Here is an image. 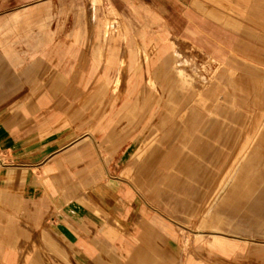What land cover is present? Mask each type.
<instances>
[{
	"label": "rangeland",
	"instance_id": "374dc122",
	"mask_svg": "<svg viewBox=\"0 0 264 264\" xmlns=\"http://www.w3.org/2000/svg\"><path fill=\"white\" fill-rule=\"evenodd\" d=\"M164 2L154 0L147 6L144 0H21L14 9L48 4L49 8L33 17V21L44 20L42 32L53 36L55 43L64 45L59 48L58 55L64 56L62 51L71 45V39L67 35L74 32L84 38V43H78L75 47L87 57L81 62L80 70L76 68L73 71L71 81L60 83L54 90L57 93L69 88L71 115L68 130L40 134L54 142L65 135L64 141L58 144L65 142L64 144L70 145L64 147L63 144H55L39 155L27 148L26 152L22 151L19 159L3 160L0 164V199L6 200L5 203H0V215L10 216L12 222L7 218L0 221V249L10 251L13 247L16 248L17 264H23L24 260L33 264H188L191 259L203 260L206 264H264V214L247 222L242 218L237 220L238 229L233 228L234 232H213L201 225V215L211 204V198L198 206L197 189L192 182L186 183V188L182 191H178L175 184L177 181H184L178 168L186 159H196L194 153L199 149L206 154L210 148V155L214 153L228 164L235 152L229 140L220 141L228 149L219 151V147L211 139L212 131L210 141L195 132L192 137H199L189 140L188 148H185L178 145V134L175 132L169 141L170 158L177 161L173 164V170L168 171L165 177L163 172L153 168L149 171L145 169L144 173H139L140 176L135 170L127 175L125 170L131 163L135 146L132 139L126 138L124 129H127L129 121L127 107L136 96L123 92L121 98L111 106L107 100L112 99L113 92H89L92 82L84 87L79 82V76L83 72L97 65L94 59L101 44L98 36L102 35L104 20H114L124 26L123 35L126 38L124 42L109 38L107 47L113 54L124 47L125 69H132L135 64L134 58L128 60L129 51L140 58V63L143 61L142 54L137 52L144 47L148 56L155 58L158 48L154 40L159 33L167 32L174 42L181 44V40L186 39L193 46L191 52L201 69V76L206 79L213 76L210 86L215 84L226 96H231L237 108L236 116L253 117L260 112L264 107V21L261 22L264 17V0H257L255 3L256 17L251 13V5L246 0H233L232 4L240 5L241 10L239 7V10L231 9L223 0H185L182 5L174 7L177 12L173 19L165 16L161 21L154 22L151 11L158 14L159 7L164 6ZM8 7H12V4ZM192 11L202 14L204 18L200 22L217 32L210 39V50L200 48L202 40L209 41L206 36L200 37L188 31ZM59 24L63 29L55 34ZM229 31L232 33H228ZM141 32L145 33V44L140 39ZM92 35L96 38L91 42ZM10 38V35L5 34L2 42L9 44ZM18 46L25 48L26 44L19 43ZM44 46L46 45L43 44ZM49 47L46 46L45 50H50ZM64 57L70 59L73 69L77 58L69 55ZM174 60L172 56H160L154 67L157 70L156 77L164 70L165 65L160 62L165 61L170 68L169 77L173 78L175 75L171 67ZM57 62L55 58L54 63L46 69L43 82L50 81L55 75ZM202 64L205 65L204 69L201 68ZM250 64H255L256 68L251 74L244 75L243 71ZM233 68L237 69L234 75L236 80H249V92H242L229 81ZM142 75L145 80L150 77L143 71ZM57 82L53 84L56 85ZM123 86L124 83L121 89ZM194 88L200 91L202 83L194 82ZM157 91H160L158 87ZM100 100H103L102 104H99ZM223 108L220 115L226 119L227 125L232 112L226 106ZM252 124L251 118L246 120L243 140ZM169 127V124L165 125L164 130H169ZM120 131L123 132L122 135L117 136ZM37 141L35 147L43 142L40 139ZM75 150L80 154L90 150L93 156L83 157L71 171L77 172L76 178H70L64 183L63 192L56 188L51 196L49 189L40 181L48 177L53 182L52 176L58 171L51 162L45 163L58 151H64L61 156L69 159V155ZM16 171H22V174L16 175ZM23 180H34L36 188L22 185ZM59 181L63 183L65 180ZM134 181H144L150 185V192L140 191L135 187ZM96 193H100V197L107 203L105 211L110 217L99 213V204L93 198ZM168 197L173 199V203L162 201ZM183 198L186 202L176 203L179 199L184 200ZM141 210L158 215L172 227L177 237V253L167 255L165 252H146L138 256L137 247L133 246L131 253L126 256L111 246L107 234L115 226L112 219L129 230L139 222ZM52 220L62 226H52ZM243 223H246L245 226ZM213 235L223 236L227 241L242 245L244 250L221 253L208 244L213 242Z\"/></svg>",
	"mask_w": 264,
	"mask_h": 264
},
{
	"label": "crops",
	"instance_id": "0c3cea01",
	"mask_svg": "<svg viewBox=\"0 0 264 264\" xmlns=\"http://www.w3.org/2000/svg\"><path fill=\"white\" fill-rule=\"evenodd\" d=\"M20 1L0 0V164L3 160L19 159L22 151L26 152L27 148H31L33 154L39 155L55 144H63L64 147L70 145L64 144L65 142L58 144L64 141L65 135L54 142V140L48 141V137L44 138L40 134L68 130L71 115L69 88L67 87V91L57 93L54 90L60 83L70 82L73 71L76 68L80 70L81 62L87 58L75 47L78 43H84V38L77 33H69L67 38L71 39V45L65 47L62 54L77 58V64L71 69L70 59L58 55L59 48H63L64 45L55 43L53 36L42 32L44 20L33 21V17L47 10L49 5L40 3L35 7L14 10ZM153 1L144 0V3L150 6L149 4ZM163 1H165L164 6L159 7L158 14L151 11L154 22L161 21V18L164 19L165 16L173 19L177 12L176 6L182 5L185 0ZM223 1L231 9L237 10L239 7L241 10L240 5L232 4L233 0ZM246 1L251 5V13L256 17L257 0ZM10 4L12 7H8ZM169 11H171L170 14ZM203 18L199 12L192 11L191 26L188 31L200 37L206 36L209 41L205 42L200 38V41L204 43H200V48L210 50V39H213L212 36L217 32L200 22ZM263 21L264 17L261 18L262 23ZM62 29L63 26L59 24L55 34ZM124 31L125 28L121 23L104 20L102 35L98 36L101 44L94 59L97 65L83 72L79 76V82L83 87L92 82L89 92L101 94L108 90L113 92L112 99L107 100L111 106L121 98L123 92H130V95L136 96L133 103L127 107L129 121L124 134L126 138L132 139L135 147L131 155V163L125 173L129 175L132 170H135V173L140 176L139 173H144L145 169L149 171L153 168L163 172L165 177L168 171L173 170V164L177 162L170 158L172 155L169 151V141L175 132L178 134V145L188 148L187 142L199 137V135L192 137L195 132L201 136L204 135L210 141V131H212L211 139L217 144L219 151L228 149L226 145L220 143L223 140H229V144L235 148L230 162L226 164L218 155L215 156L214 153L210 155V148L206 154L199 149L194 153L196 159L188 158L178 168V172L184 177V181L175 183L178 191L184 190L186 183L190 181L197 189L198 206L211 198V204L201 215V225L216 233L234 232L233 228L238 227L236 221L241 218L247 222L257 216L261 217L264 214V107L253 117L236 116L237 108L231 96H226L225 92L215 84L213 87L210 86L213 76L210 79L201 76V69L191 52L193 46L186 39H182L181 44L174 42L167 32L159 33L154 40L158 48L155 58L148 56L145 47L139 51L137 49V53L142 54L143 61L140 63L138 62L140 58L135 57L133 51H129L128 60L134 58L135 64L132 69H125L124 47H120L117 54L110 52L107 47L109 38L124 42L126 38L123 35ZM224 33L227 32L224 31ZM5 34L11 36L9 44L2 42V36ZM139 36L145 44V33L141 32ZM95 38L96 36L92 35L91 42ZM19 43L26 44V47H19ZM43 44L50 46L51 49L45 50L46 46L43 47ZM197 50L202 53L199 49ZM160 56L175 58L171 67L175 75L173 78L169 77L170 68L165 61L160 62L165 65L164 70L160 76L156 77L157 70L154 67ZM55 58L58 61L55 75L50 81L43 82L45 71L51 63H54ZM201 68L204 69L205 65L202 64ZM255 68V64H250L243 74L249 75ZM142 71L150 77L143 79ZM235 72L237 69L233 68L229 81L242 92H249L247 84L249 80H236ZM55 81H58L56 85L53 84ZM197 81L202 83L200 91L194 88V82ZM123 83L124 86L121 89ZM157 87L160 89L159 92ZM98 102L102 104L103 100ZM224 106L232 112L231 118L227 119V125L226 119L220 115ZM250 118L253 124L243 140L245 122ZM168 124L169 130H164L165 125ZM122 133V131L118 132L117 136H121ZM38 139L43 142L35 147ZM63 152L58 151L45 163L51 162L58 171L52 176L53 182L48 177L40 181L49 189L51 196L56 192V188L63 192L64 183L70 178H76L77 172L71 171L84 159L83 157L93 156L90 150H85L82 154L75 150L69 155V159H66L61 156ZM20 174L22 171H16V175ZM60 179L65 181L61 183ZM21 182L22 185L25 184L30 188L37 186L34 180ZM134 185L140 191L150 192V185L144 181H134ZM93 198L99 204V213L104 217H110L105 211L107 203L100 197V193L94 194ZM183 199L177 200L176 203L186 202L185 198ZM5 201L0 199V203ZM162 201L168 204L173 203V199L169 197ZM193 215L196 216V214ZM5 218L12 223L10 216L0 215V221H4ZM112 221L115 226L108 231L107 237L111 241V246L126 256L131 253L133 246L137 247L136 255L138 256L146 252H165L167 255L178 252L175 232L158 215L141 210L139 222L129 230H125L116 219ZM245 224L243 223L244 226ZM51 225L62 226L55 220L51 221ZM213 238V242L208 243L209 246L221 253L244 250L242 245L227 241L223 236L213 235ZM159 247L162 249H158ZM17 252L18 250L14 247L10 251L0 249V264H17ZM23 264L33 263L24 260ZM188 264L206 263L203 260L191 259Z\"/></svg>",
	"mask_w": 264,
	"mask_h": 264
}]
</instances>
